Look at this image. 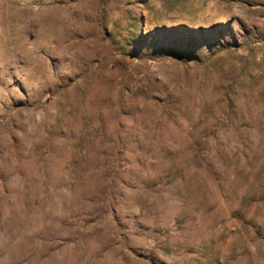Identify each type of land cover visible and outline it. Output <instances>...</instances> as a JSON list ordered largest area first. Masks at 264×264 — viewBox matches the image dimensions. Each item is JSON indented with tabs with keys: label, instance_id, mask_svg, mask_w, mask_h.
<instances>
[{
	"label": "rangeland",
	"instance_id": "374dc122",
	"mask_svg": "<svg viewBox=\"0 0 264 264\" xmlns=\"http://www.w3.org/2000/svg\"><path fill=\"white\" fill-rule=\"evenodd\" d=\"M0 264H264V0H0Z\"/></svg>",
	"mask_w": 264,
	"mask_h": 264
}]
</instances>
